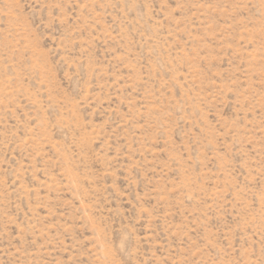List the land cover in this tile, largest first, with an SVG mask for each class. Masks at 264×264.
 I'll use <instances>...</instances> for the list:
<instances>
[{
	"label": "rangeland",
	"instance_id": "1",
	"mask_svg": "<svg viewBox=\"0 0 264 264\" xmlns=\"http://www.w3.org/2000/svg\"><path fill=\"white\" fill-rule=\"evenodd\" d=\"M0 264H264V0H0Z\"/></svg>",
	"mask_w": 264,
	"mask_h": 264
}]
</instances>
